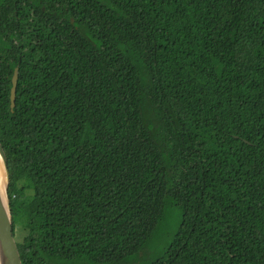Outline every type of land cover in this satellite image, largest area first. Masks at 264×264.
I'll list each match as a JSON object with an SVG mask.
<instances>
[{"label": "trees", "instance_id": "1", "mask_svg": "<svg viewBox=\"0 0 264 264\" xmlns=\"http://www.w3.org/2000/svg\"><path fill=\"white\" fill-rule=\"evenodd\" d=\"M0 142L22 264H264V0H0Z\"/></svg>", "mask_w": 264, "mask_h": 264}, {"label": "water", "instance_id": "2", "mask_svg": "<svg viewBox=\"0 0 264 264\" xmlns=\"http://www.w3.org/2000/svg\"><path fill=\"white\" fill-rule=\"evenodd\" d=\"M17 68L11 78L10 106L13 107L16 95ZM0 163L4 172L5 185L0 186V264H22L13 234L10 199L8 195L9 171L5 152L0 142Z\"/></svg>", "mask_w": 264, "mask_h": 264}, {"label": "bare ground", "instance_id": "3", "mask_svg": "<svg viewBox=\"0 0 264 264\" xmlns=\"http://www.w3.org/2000/svg\"><path fill=\"white\" fill-rule=\"evenodd\" d=\"M4 185H5V177L0 163V186H2V189L4 188Z\"/></svg>", "mask_w": 264, "mask_h": 264}, {"label": "rangeland", "instance_id": "4", "mask_svg": "<svg viewBox=\"0 0 264 264\" xmlns=\"http://www.w3.org/2000/svg\"><path fill=\"white\" fill-rule=\"evenodd\" d=\"M149 251H151V250H149Z\"/></svg>", "mask_w": 264, "mask_h": 264}]
</instances>
